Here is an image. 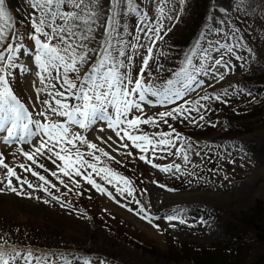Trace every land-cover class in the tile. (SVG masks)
Listing matches in <instances>:
<instances>
[{
	"label": "rangeland",
	"instance_id": "obj_1",
	"mask_svg": "<svg viewBox=\"0 0 264 264\" xmlns=\"http://www.w3.org/2000/svg\"><path fill=\"white\" fill-rule=\"evenodd\" d=\"M194 1L196 0H168L165 6V15L172 19H164L166 31L160 33L163 39L155 49V53H163L159 55L157 63L163 64L166 72L161 75L164 79L170 78L166 74H170L175 68L173 65L167 71L166 65L175 63L179 67L183 57L180 53L174 56L173 61H167L170 52L166 38L181 32L190 20ZM104 2L105 0H99L100 5ZM137 2L141 4L143 11L149 12L153 17L160 15L157 11L159 0ZM209 3L220 11V19L217 18L216 21L214 18H207L202 23V33L214 44L219 39L221 43L234 46L231 54L223 53L231 70L219 82L211 75L198 77L204 81L203 86L194 85V90L175 104L146 108L147 113L153 115L166 108L184 104L185 100L188 101L185 104L188 108L205 105L199 112L191 114L197 124L187 120H168L184 138L182 143L185 148L192 145L187 150L188 162L183 159V151L179 155L161 158L163 154L158 149L155 154L148 152L150 162L141 161L138 157L144 153L131 147V142L127 139L123 141L129 145L127 149L118 147L120 140L111 129L105 128L103 132L90 131L86 134L87 138L114 158L101 156L100 162H91L105 168L109 166L107 161L111 160L118 165L114 167L113 173L117 176L124 175L119 180L130 176L136 180V194L131 191V195H128L127 186L119 183L115 176L108 174L112 180L109 184L93 173V179L106 190L101 193L80 177H75L80 183L77 188L68 177L61 174L59 179L68 185L65 188L56 177L37 167L42 163L50 171L56 170L51 161L37 157V164H33L22 154V149L31 152L32 145L19 141L5 145L0 140V153L6 157L5 162L15 169L22 180H27L36 187L34 191L23 185L25 194H30L32 199L17 196L8 190L0 192V251L7 253L6 258H9L10 264H17L16 260L11 259L17 252L24 255L31 252L33 257H47V264H64L62 257L65 256L72 260V264H84V261L89 264H194L195 259L185 256V251L180 247L202 251L216 247L219 243H226L230 240V234L235 232H231L233 228H245L243 221L255 210L257 204L264 208V111L242 117L250 103L264 97V78L261 79L262 85L256 84L257 77L264 76V0H207L208 12ZM6 7L16 29L25 35L24 43L28 52L25 55L17 54L18 63L28 67V71L13 69L11 87L22 102L27 103L29 99L35 101L36 88L41 87L37 75L39 69L34 59L35 46L26 36V33L32 31L29 19L32 9L28 0H6ZM123 21L129 30L134 31V15L124 16ZM99 32L100 29L97 28V36ZM225 35L228 36L227 39ZM10 42L16 43L14 40ZM202 43L207 47L206 41ZM221 54L213 52V59ZM150 66L155 72V64ZM138 68L139 59L133 74ZM220 71L225 72V69L221 68ZM209 84L213 86L209 87ZM225 90L227 95L224 94ZM259 90L260 95L257 97ZM204 95L212 98L202 100ZM216 96L220 99H215ZM196 101L199 104H195ZM29 110L31 111L30 106ZM200 114L204 115V120H199ZM236 114L239 115L238 119H229V116ZM141 127L147 133L171 131L162 122L159 128L151 125ZM229 127L235 133H225ZM202 129H206L205 134L200 133ZM6 135V132H0V138ZM96 136L104 139L111 136L113 139L108 144H102L96 140ZM179 146L178 143L177 147ZM81 150L87 151L86 147ZM128 151L133 155L128 156ZM168 151L175 152L176 149ZM207 154L211 157L210 164L205 170H201V161L196 162V159ZM96 155L100 153L97 152ZM20 164L44 175L50 181L49 185H44L48 191L40 190L43 182L32 176L31 172L20 168ZM152 164L159 167H152ZM176 164L180 165V172H176L175 167L171 171L161 170ZM87 171L91 172V169ZM0 181L6 183V170L2 167ZM13 184L20 187L15 178ZM53 184L55 187H51ZM3 187L4 185H0V188ZM118 187L124 191L117 192ZM68 188L72 191L69 192ZM77 192H82L83 195H77ZM109 192L112 196L108 195ZM52 196H56L58 200H53ZM166 198L175 199L172 207L159 205ZM45 200L49 203L42 202ZM61 201L64 202L63 207ZM129 208L133 211H129ZM140 209L143 211H139ZM169 215H175L178 219L169 222ZM179 219H183L185 223H179ZM153 225H159V229ZM177 255L182 257L178 258ZM19 264H25V261L21 259ZM32 264H37L35 259Z\"/></svg>",
	"mask_w": 264,
	"mask_h": 264
},
{
	"label": "snow or ice",
	"instance_id": "obj_2",
	"mask_svg": "<svg viewBox=\"0 0 264 264\" xmlns=\"http://www.w3.org/2000/svg\"><path fill=\"white\" fill-rule=\"evenodd\" d=\"M28 2L32 9L29 14L32 31L26 33V36L35 46L34 59L39 69L37 75L41 87L36 88L35 101L29 99L27 103L22 102L11 87L13 69L28 71L27 67L18 63L17 54L25 55L28 52L24 43L25 35L16 29L6 7V0H0V132L7 133L0 140L5 145L16 141L32 145L31 152L22 149V154L33 164H37V157L51 161L56 170L50 171L42 163L37 167L56 177L65 188L68 185L59 179L61 174L68 177L77 188L80 183L75 177H80L101 193L106 190L93 179V173L111 184L112 180L108 177L110 170L98 167L97 163L91 161L100 162L101 156L114 158L87 138L86 134L90 131L103 132L105 128L111 129L120 140L118 147L127 149L129 145L123 143L127 139L131 142V147L144 153L138 157L141 161L150 162L148 152L155 154L158 149L163 154L161 158L179 155L183 151V159L188 162L187 150L192 145L185 148L182 143L184 138L168 120H187L197 124L191 114L199 112L205 105L196 101L199 108H188L185 107L188 103L185 100L184 104L166 108L153 115H149L146 108L167 106L182 100L194 90V85L203 86L204 81L198 79L200 76L211 75L216 82L222 81L231 70L223 53L231 54L234 46L221 43L219 39L214 44L202 33L196 43L184 53L183 60L172 71L170 78L164 79L161 75L165 71L163 64L157 63L159 55L163 53L157 54L155 49L163 39L160 33L166 31L164 19H172L165 15L168 0H159L157 11L160 15L155 17L143 11L137 0H105L103 5L99 4V0ZM131 15L136 17L134 31L129 30L123 21L124 16ZM97 28L100 29L99 36L96 34ZM227 38L225 35V39ZM13 40L16 41L15 44L10 42ZM202 41L207 42V47ZM93 44L95 46H91ZM213 52L222 54L213 59ZM137 59L139 68L133 74ZM152 64H155V72L150 66ZM221 68L225 72H221ZM224 94L227 95V90ZM211 98L208 95L201 97L205 101ZM215 99L219 100L220 97L216 96ZM204 119V115L200 114L199 120ZM161 122L168 125L171 131L147 133L141 127L151 125L159 128ZM112 139L111 136L107 139L96 136V140L102 144H108ZM84 147L86 152L81 150ZM171 148L176 151H168ZM97 152L100 155H96ZM126 154L133 155L131 151ZM196 154L199 155V152ZM5 160L6 157L0 153V167L6 170V183L0 181V185H4L0 192L8 190L17 196L32 199L30 194H25L23 185L34 191L36 187L27 180H22ZM19 167L43 182L40 190L48 191L44 185H49L50 181L44 175L24 164ZM152 167L159 166L152 164ZM173 167L176 172L181 171L179 164L169 165L161 170L171 171ZM101 173L104 175L101 176ZM13 178L20 187L13 184ZM56 190L59 191V188ZM68 191L71 192L72 189L68 188ZM123 191L124 189L117 188V192ZM76 194L83 195L82 192ZM108 195L112 196V193L109 192ZM128 195H131L130 189ZM52 199L58 200L56 196H52ZM42 202L49 203L46 200ZM60 203L63 207L64 202ZM128 210L133 211L131 208ZM139 211L142 212L143 209ZM177 219L175 215L167 217L169 222ZM178 222L185 223L183 219ZM153 226L159 229V225ZM6 257L7 253L0 251V264H10ZM11 259L16 260L17 264L21 259L25 264H32L33 259L37 264H41V261L47 264L48 260L47 257H33L31 252L27 255L17 252ZM62 259L64 264H72L68 257ZM84 264L89 262L84 261Z\"/></svg>",
	"mask_w": 264,
	"mask_h": 264
},
{
	"label": "trees",
	"instance_id": "obj_3",
	"mask_svg": "<svg viewBox=\"0 0 264 264\" xmlns=\"http://www.w3.org/2000/svg\"><path fill=\"white\" fill-rule=\"evenodd\" d=\"M207 0H196L194 1V5L192 7V14L190 15V20L183 26V29L180 33L173 37H167L166 39L169 44V56L167 61H173L174 56L183 54L187 52L194 44L195 41L201 37L202 34V23L207 20V18H214L218 21L217 18L220 19L219 14L220 11L217 8L210 6L209 3V12L206 6ZM210 2V0H209ZM172 36V35H170ZM165 39V40H166ZM183 57L181 58V61ZM175 65L174 69H177L178 66L176 64L168 63L167 71H170ZM172 69L170 74H166L171 76ZM166 72V71H164ZM261 78H258V85H262ZM255 82V79H252ZM260 90L257 92V97L260 95ZM264 111V97L258 98L257 101L250 103L246 110V112L242 117L246 118L253 114H261ZM239 115H231L229 119H238ZM220 121L217 122L219 125ZM212 128H210L211 130ZM233 128L229 127L225 133L233 134ZM201 134L206 133V129L200 130ZM190 138V137H189ZM193 148L196 151V146L193 144ZM210 155H203L200 159H196L197 161H201L200 167L201 170H205L207 166L210 164ZM109 166L105 167L110 170L109 174L113 173L114 167L118 166L117 163L109 160L107 161ZM123 169V168H121ZM125 174V173H124ZM126 175V174H125ZM113 176V175H112ZM121 176L115 175V178L119 180ZM124 178L119 180V183L124 184L130 189L133 194H136L135 187V178ZM127 181L128 183H126ZM243 224L245 228L236 227L231 230L230 240L226 243H219L216 247L206 248L202 251L194 250L190 247H180V249L184 250L185 256H190L195 259L194 264H264V208L257 204L255 210L251 212L244 219ZM189 254V255H188ZM178 258L182 256L177 255Z\"/></svg>",
	"mask_w": 264,
	"mask_h": 264
},
{
	"label": "bare ground",
	"instance_id": "obj_4",
	"mask_svg": "<svg viewBox=\"0 0 264 264\" xmlns=\"http://www.w3.org/2000/svg\"><path fill=\"white\" fill-rule=\"evenodd\" d=\"M227 4H229V3H227ZM28 68V67H27ZM262 152V151H261ZM185 196V195H184ZM188 196V195H187ZM169 198H170V196H168ZM182 197V196H181ZM192 197V196H191ZM190 198V197H189ZM198 198V197H197ZM200 198V197H199ZM172 200V201H171ZM164 199V203H161V204H159V205H166V206H169V205H171V204H173V201H175V199ZM185 200H187V199H185ZM194 202V201H193ZM196 202V201H195ZM194 202V203H195ZM197 203V202H196ZM178 204V203H177ZM185 205V204H184ZM187 205V204H186ZM171 207H172V205H171ZM158 212H161V211H158Z\"/></svg>",
	"mask_w": 264,
	"mask_h": 264
}]
</instances>
